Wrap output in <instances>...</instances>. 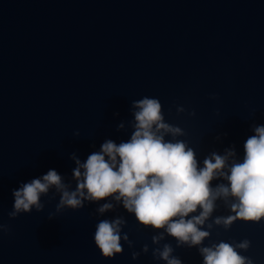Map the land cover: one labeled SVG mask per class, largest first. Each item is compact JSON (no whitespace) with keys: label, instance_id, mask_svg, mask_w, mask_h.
I'll use <instances>...</instances> for the list:
<instances>
[{"label":"water","instance_id":"water-1","mask_svg":"<svg viewBox=\"0 0 264 264\" xmlns=\"http://www.w3.org/2000/svg\"><path fill=\"white\" fill-rule=\"evenodd\" d=\"M144 97L160 100L164 122L183 133L165 140L183 141L199 167L229 151V166L243 162L246 140L264 126V0H0V264H167L166 244L182 264H204L199 249L221 242L264 264V217L215 222L236 217L232 196L215 200L197 225L209 235L192 247L112 197L58 207L54 185L40 194L42 210L9 215L13 191L49 170L75 191L76 161L108 140L128 142L133 101ZM117 219L122 252L105 257L96 226Z\"/></svg>","mask_w":264,"mask_h":264},{"label":"clouds","instance_id":"clouds-1","mask_svg":"<svg viewBox=\"0 0 264 264\" xmlns=\"http://www.w3.org/2000/svg\"><path fill=\"white\" fill-rule=\"evenodd\" d=\"M133 107L138 111L134 113L136 123L131 139L120 144L108 140L85 162L77 160L73 173L77 179L75 191H68L61 176L49 170L42 178L33 179L13 191L14 211L9 215L14 217L21 211L29 212L33 205L37 211L42 210L40 194L47 193L54 185L62 191L58 207L81 208L79 197L90 201L112 197L122 201L139 223L164 229L177 240L178 246L188 244L189 247L200 245L209 235L197 225L203 224L213 212L217 198L232 196L238 201L231 205L236 217H218L217 224L223 222L227 227L237 217L246 221H259L264 217V126H257L255 135L246 140L243 162L233 161L229 166L228 159L235 155L234 152L223 156L213 153L205 158L201 168L194 150L183 141L165 140L167 133L173 136L183 133L179 127L164 122L163 106L158 98L144 97L133 101ZM226 167L227 172L224 171ZM218 178L226 179L228 184L211 187L210 182ZM111 207L110 203H105L99 211ZM198 207L202 210L198 216L185 219ZM121 223L120 219L101 220L96 226L95 243L105 257L113 258L122 252ZM236 247L246 249L248 241ZM199 251L204 264H252L224 242L202 247ZM172 252V247L166 244L159 255L167 264H182Z\"/></svg>","mask_w":264,"mask_h":264}]
</instances>
